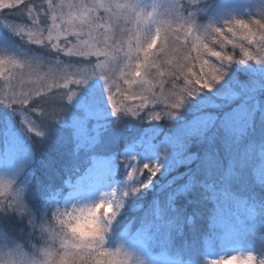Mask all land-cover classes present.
<instances>
[{
	"label": "trees",
	"instance_id": "1",
	"mask_svg": "<svg viewBox=\"0 0 264 264\" xmlns=\"http://www.w3.org/2000/svg\"><path fill=\"white\" fill-rule=\"evenodd\" d=\"M216 1L218 0H200L201 8L198 12L201 14L198 16L203 15L202 7L214 5ZM36 2L40 3L41 0ZM5 21L11 24L30 23L26 19V14L25 17L14 13L0 14V32L7 36L9 32L4 27ZM13 37L11 40L21 49L36 55L50 56L47 61L59 60L67 64L72 60V57L65 56L63 52L57 57L55 50L51 52L40 45H32L17 35ZM69 40H72V37H69ZM61 46L65 47V44L61 42ZM74 60L80 61L81 58ZM88 60L94 62V57ZM244 65L248 73L260 70L252 64ZM228 70L234 74L232 67ZM168 77L153 81L152 84L157 87L156 91H163L165 94L160 80H163V84L166 82L163 86L170 84L174 88L175 85V90L168 93H178V90L185 86L184 76ZM262 78L258 81L264 85V77ZM121 80L117 83L124 87ZM234 90V104L223 101L221 105H208L210 119L189 136L185 133L186 139L182 140L180 146L181 161L172 162L175 165L161 174L157 172L151 177L148 173L145 174L143 177L145 182L149 178L152 179L150 188L140 187L139 191L127 197L129 205L127 204L121 213L122 218L117 222L116 229L119 230L131 221L138 223L142 220L152 222V225L160 224L159 228L162 230L152 248H157L158 244L164 247L165 262L169 257L173 256L172 259L176 261L177 257L183 258L190 253L195 259L199 257L200 241L196 240L203 235L215 239L213 231L216 227L215 224L211 225V221L216 219L217 206L225 201L249 202L256 207L258 214L255 217H258V223L255 232L261 234L264 241V170H259L258 167L264 164V86L250 90L239 84L234 85ZM66 95L64 89L55 87L45 93V100L32 95V100L22 110L35 118L45 135L38 138L30 131L22 130L21 133L32 152L28 163L30 177L22 191V199L28 214H20L24 217L23 220L17 219L15 212L11 215L0 214V227L16 239L24 240L27 236L29 226L26 220L30 213H35L39 219L51 207L67 206L72 203L75 196L68 199V193L85 185L83 181L86 180L85 172L88 166L104 161L107 164H117L118 167L117 161L122 154L129 155L127 158L133 156L141 146L140 140L154 146V142L163 135L171 134L187 121L199 118L196 116L197 108L190 114H186L187 110L181 109L178 111L183 113L182 117L160 116L158 120L151 118L153 121H149L148 124L145 120L147 112H159L163 104L149 102L150 105L140 108L141 101L137 98L132 102V109H136L135 114L123 111L112 113L108 122L102 119L103 122L98 124L96 129H93L92 122L87 125L89 133L87 137L93 140L90 142L86 140L85 145L81 147L71 127L66 123L68 116L73 112V106L67 101ZM164 103L171 108V99ZM239 108L243 109V116L229 124L226 116L235 114ZM42 110L46 116L43 118L45 123L40 125ZM10 121L12 125L15 123L14 126L19 125V118L13 114V109L0 103V129L2 126H8ZM157 126L159 130L152 138L154 142H145L149 132ZM1 140L0 133V147ZM250 221L251 219H246L243 227L248 226ZM260 245H257V251L253 254L258 259H264V251ZM125 252L130 253L129 250ZM132 256L134 259L137 257L143 259L144 264H149L148 259L151 258L144 255ZM156 259L162 264L163 260L160 257Z\"/></svg>",
	"mask_w": 264,
	"mask_h": 264
},
{
	"label": "snow or ice",
	"instance_id": "2",
	"mask_svg": "<svg viewBox=\"0 0 264 264\" xmlns=\"http://www.w3.org/2000/svg\"><path fill=\"white\" fill-rule=\"evenodd\" d=\"M195 4L196 0H187V3L184 0H150V3H146L145 0H92L91 3L67 4L64 0H59V3L56 0H41L40 3L36 0H3L0 3V10L4 12L0 14L14 13L24 17L26 14L29 24L10 25L17 36L32 45H40L50 51L55 50L57 57L63 52L65 56L81 58L76 65L57 60L56 65L50 67L44 77L37 78L38 86L33 91L41 100L46 99L42 88L50 91L53 87H60L62 81L64 88L68 87L69 82L79 86L97 77L104 83L108 92L107 99L112 102L114 114L121 111L135 114L130 108H118L113 87L122 95L123 100L140 99V108H144L149 102H159L163 98L164 101L171 99L170 106L177 109L182 106L185 98L203 89H210L214 83L220 81L225 74V65L244 64L249 61L264 64V7L255 16L257 18L246 20L234 17L223 21L220 26L209 24L198 29L193 22L194 13L191 11ZM65 8L68 11H64ZM101 10L103 16L100 15ZM49 20L51 23H48ZM69 37H74L75 40H69ZM237 40L246 41L248 46L255 45L256 54L249 51L244 43H237ZM61 42L65 47H61ZM213 43L219 44V51L210 46ZM228 44L234 49L239 48L243 58L235 60L233 55L224 51ZM192 51L197 53L195 59L200 62L201 67V74L194 79L185 73V68L187 73H192L189 66L193 59ZM205 54L215 57L220 62L219 66L210 64L207 59H201ZM169 56L172 58L168 59ZM48 57L50 56L22 57L0 52V67L9 64L20 69L26 67L29 73H35ZM88 57H95V62L84 59ZM84 63L87 67L79 66ZM163 65H167L166 70L160 71ZM205 66H208L209 71H204ZM150 69H155L160 77L184 76L185 86L178 90V94L168 96L162 91L160 96H157L153 91L152 81L145 78ZM3 74V71H0V75ZM117 78L123 79V84L127 85V88L119 85ZM12 79H15V76H12ZM160 84L163 87V80H160ZM9 85L11 94L0 96V103L13 108L19 105L29 131L36 137L43 138L45 134L41 126L38 127L35 121L27 119L22 111L32 100L33 91L18 93L11 81ZM133 86H137L139 91H132ZM173 87L175 88V85ZM75 95L76 92L68 94V101ZM45 116L46 113L42 110L40 125L45 123L43 119ZM160 116L161 114L156 112L150 118L158 120ZM158 171L159 165L149 163L139 165L133 158L127 175L131 173L129 181L135 182L138 178L144 177L145 172L151 177ZM140 187H147V182L141 179L131 190L138 191ZM13 210L17 219H24L19 214L25 211L21 194L9 189L7 198L0 200V214L11 215ZM30 215L31 213L26 223ZM8 235L5 229L0 227V237ZM260 247L264 251V241ZM233 260L239 261V264H264V259H258L252 253L242 257L230 255L228 264ZM125 261L126 256L119 247H110L107 242H102L86 251L82 264H125ZM213 264H225V261L217 260Z\"/></svg>",
	"mask_w": 264,
	"mask_h": 264
},
{
	"label": "rangeland",
	"instance_id": "3",
	"mask_svg": "<svg viewBox=\"0 0 264 264\" xmlns=\"http://www.w3.org/2000/svg\"><path fill=\"white\" fill-rule=\"evenodd\" d=\"M3 0H0L2 3ZM59 3V0H56ZM65 4L67 3H91L92 0H64ZM146 3H150V0H145ZM187 3V0H184ZM200 0H196V4L191 7V11L194 13L193 22L196 27L203 28L209 24H214L217 26L222 25L223 21L229 20L232 18H242V19H250L257 18L259 11L262 7H264V0H218L214 5H206L202 7V17L198 16V9L201 8L199 5ZM210 4V3H209ZM64 11H68L67 8ZM100 15H104L101 10ZM4 27L7 32H9L8 36L5 35L4 32H0V52L5 54H15L17 56L22 57H30L35 56L36 54L27 52L24 49H21L19 45L13 42V35H16L10 25V22H3ZM18 24H29V23H18ZM231 36V34H228ZM75 38L72 37V41ZM237 43H244L245 47L248 48L254 55L257 52V47L255 45L248 46L246 41H239ZM210 46L214 47L216 50H220L219 44H210ZM62 47V46H61ZM190 47V46H189ZM159 48V42L157 45V49ZM230 52H229V51ZM224 51L233 55L235 60L243 58V54L241 53L239 48H233L231 44H228ZM197 53L195 51L191 52V56L193 59L189 62V66L192 68V73H187V69L185 68V73H187L190 77H195L201 74L200 62L195 59ZM75 58L80 59L79 57H72V60L67 62L71 63ZM172 57L169 56L168 59ZM85 60L90 59L84 58ZM163 57L161 60L163 61ZM201 59L209 60L210 64L219 66L220 62L216 60L215 57H211L208 55H203ZM96 58L94 57V62ZM56 60L46 61L41 65L39 69L36 70L35 73H29V70L25 67L24 69L12 67L9 64H5L0 67V71H3V75H0V96L5 94H11V88L9 85V81L11 84L15 86L16 91L19 92H29L33 91L37 85V78L44 77L50 67H54L56 65ZM93 62V63H94ZM76 65V63H72ZM249 65H255L258 70L255 72H246V67L244 64L232 63L231 65L224 66V76L219 81L213 84L210 89H203L199 91L197 94L187 97L184 100V103L181 107L177 109H173L172 107H167V103L165 104L163 100H160L158 103L163 104L161 106V110L159 113L161 116H165L167 118H172L176 116H183L182 112L178 110H187L186 114H190L197 108V117L195 120L191 122H186L182 127L176 129L171 134H165L157 141H153V137L156 135V132L159 130L157 126L156 129L151 130L149 132V137L145 138V142H154V146L148 143H143L144 141L140 140V147L137 148L135 154L127 158L125 154H122L117 164L110 163L107 164L104 161H100L98 163H94L87 167L85 174L86 180L83 181L84 186L74 188L68 194V199L75 196V199L72 201H88L96 199L100 193H112L116 192L115 199L122 200V208L119 214L115 217V219L109 225L110 232L107 234V243L110 247H120L122 251L129 250L131 254L134 255H144L150 256L149 264H159L156 258H161L162 264H213L214 261L223 260L225 264H228V260L230 259V255L241 256L254 253L257 251V245H260L263 236L261 234H257L255 231L257 229L258 217L255 215L258 214V210L256 207L251 205L249 202L242 201H233V202H223L215 211V220L211 221V225L215 224V231H213L215 239L207 235H203L198 238L196 241H200V255L196 259L193 254H188L185 257H177L176 261L169 257L167 262L164 261L163 255L164 247L157 245V248H152V245L157 241L156 238L160 235L162 230L159 228L160 224H153L152 222L140 221L135 223L131 221L127 222L122 228L119 230L116 229L117 222L122 218L121 213H123L125 206L127 203V197L123 196V192L125 190H130L132 187L137 186L140 183L142 178H138L135 182H130L126 179L129 165L132 162L133 158L138 162L139 165H143L144 163H149L150 165H159L158 173H163L168 171L175 164L172 162H179L181 158H179V154L181 153L180 146L182 145V140L186 139L185 133L187 136L195 132L202 124H204L208 119H210V115L207 112L208 105H221L225 101L235 103V90L234 85L241 84L246 89L254 90L264 85H261L258 80L263 79L264 77V64L257 63L255 61L247 62ZM80 67H87V64H80ZM167 65H163L160 68V71H165ZM233 68V73L228 70V68ZM204 71H209L208 66H205ZM255 73V76H253ZM21 75H23V82H21ZM236 75V77L234 76ZM12 76H15V79H12ZM169 78L168 75L163 77L158 76L157 71L155 69H150L149 74L145 75L146 79L152 81H157L162 78ZM247 77L246 79H243ZM75 78V77H74ZM210 78V77H208ZM121 78H117V82L120 81ZM123 81V80H121ZM43 82H41L42 84ZM64 82H61L60 87L67 92V95L71 92H76V95L69 102L70 105L73 106V112L68 116L66 123L71 127L73 134L77 137L80 146L83 147L85 145V141L93 140V138L88 139L89 133L87 132V125L92 124L93 129L98 127V124H101L105 119L108 122L112 110V102H109L107 99L108 92L104 87V83L101 79L94 77L89 80L85 84L76 85L74 83H68V87L64 88L62 86ZM166 83V82H165ZM165 83L163 85H165ZM234 83V84H233ZM157 85V84H156ZM153 91L157 90L155 84L153 85ZM158 86V85H157ZM132 88V91H139L138 87ZM147 87V86H146ZM199 87V85L197 86ZM53 87L52 89H54ZM124 88H127V85H124ZM164 89L165 94L173 95L174 92L168 93L169 91H174L175 88H172L169 84L168 86L161 87ZM160 90V89H159ZM42 91H46L42 88ZM114 99L117 102L119 109L130 108L132 109V102L134 99L123 100L122 95L117 92L116 88L113 87ZM156 95H160L161 91H156ZM178 94V93H176ZM66 95V98H67ZM33 96H36L33 91ZM163 101V102H162ZM224 101V102H223ZM237 103V102H236ZM150 105V104H146ZM158 106V105H156ZM17 108H13V114L18 116L19 125L14 126L9 122L8 126H2L0 129V133L2 134V140L0 147V178L5 180L4 190L5 196L0 197V200L7 198L8 182L12 183V190L14 192H19L22 198V191L25 189V186L28 183V179L30 177L29 171V161L31 157V148L29 143L25 140V138L21 135L22 130L29 131L28 125L24 122V115H21L20 106L17 105ZM134 112L136 109H132ZM206 111V112H205ZM185 112V111H184ZM230 112H228L229 114ZM27 119L35 121L32 115H28ZM154 113L147 112L146 119L147 123L149 121H153L150 118ZM243 109L239 108L235 114H230V116H226V121L230 124L234 121L239 120L243 116ZM178 117V118H180ZM231 117V118H230ZM104 121V124L105 122ZM36 122V121H35ZM92 122V123H91ZM37 124V122H36ZM38 126V124H37ZM39 127V126H38ZM88 142V141H87ZM176 160V161H174ZM259 170H264V164H260ZM120 173V174H119ZM147 174V172H145ZM150 178L147 180V182ZM147 183V188H150V183ZM82 184V185H83ZM81 191V192H80ZM131 194V193H130ZM133 199V197L131 198ZM132 201V200H131ZM65 204V203H63ZM14 212V210H13ZM23 214H28L25 210ZM251 219L248 223V226H244V222L246 219ZM219 227V228H218ZM218 228V229H217ZM114 231V232H111ZM29 232V229H28ZM9 237H13L12 235H8ZM14 238V237H13ZM26 238V237H25ZM231 264H239V261L233 260Z\"/></svg>",
	"mask_w": 264,
	"mask_h": 264
},
{
	"label": "clouds",
	"instance_id": "4",
	"mask_svg": "<svg viewBox=\"0 0 264 264\" xmlns=\"http://www.w3.org/2000/svg\"><path fill=\"white\" fill-rule=\"evenodd\" d=\"M130 178L131 173L126 179ZM7 182L8 189H12V183ZM4 183L0 178V196L5 194ZM135 192L125 190L123 196ZM115 197V191L102 192L94 200L51 207L39 219L32 213L24 240L0 237V264H82L88 249L107 242L109 225L123 206L122 200ZM122 252L126 256L125 264H144L143 259Z\"/></svg>",
	"mask_w": 264,
	"mask_h": 264
}]
</instances>
